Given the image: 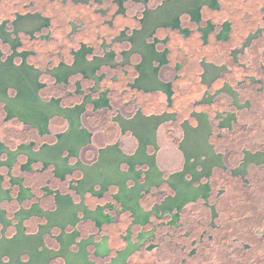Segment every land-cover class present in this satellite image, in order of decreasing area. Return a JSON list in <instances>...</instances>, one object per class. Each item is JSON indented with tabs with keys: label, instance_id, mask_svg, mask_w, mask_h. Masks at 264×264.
<instances>
[{
	"label": "flooded vegetation",
	"instance_id": "flooded-vegetation-1",
	"mask_svg": "<svg viewBox=\"0 0 264 264\" xmlns=\"http://www.w3.org/2000/svg\"><path fill=\"white\" fill-rule=\"evenodd\" d=\"M0 264H264V0H0Z\"/></svg>",
	"mask_w": 264,
	"mask_h": 264
}]
</instances>
